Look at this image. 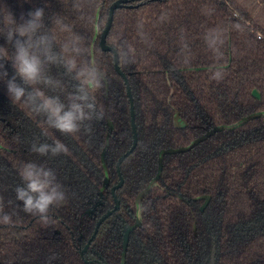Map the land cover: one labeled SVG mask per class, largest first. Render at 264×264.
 Here are the masks:
<instances>
[{"label": "trees", "instance_id": "1", "mask_svg": "<svg viewBox=\"0 0 264 264\" xmlns=\"http://www.w3.org/2000/svg\"><path fill=\"white\" fill-rule=\"evenodd\" d=\"M115 1L49 0L46 10V23L52 13L63 16L85 41L83 59L105 72L96 93L104 115L86 122L91 132L47 128L0 82L4 211H13L8 202L24 161L51 168L66 192L47 222L17 207L13 223H0V264H47L53 254L52 264H264V0H141L115 11L107 44L115 48L119 40L136 50L135 63L119 64L138 143L121 165L120 209L82 256L98 220L114 207L116 163L133 143L125 82L113 54L99 47ZM6 3L17 16L43 6ZM4 63L10 79L14 70ZM51 74L75 85L63 69ZM36 139H59L67 152L34 154Z\"/></svg>", "mask_w": 264, "mask_h": 264}, {"label": "clouds", "instance_id": "2", "mask_svg": "<svg viewBox=\"0 0 264 264\" xmlns=\"http://www.w3.org/2000/svg\"><path fill=\"white\" fill-rule=\"evenodd\" d=\"M24 2L30 4L31 0ZM49 7V0H43L42 7H30L17 16L6 0H0V40L4 41L0 44V82L5 83L7 95L14 104L27 108L37 117L43 116L44 126L73 135L86 122L103 118L104 110L97 102L96 93L102 87L105 72L97 61L83 59L89 53L85 41L63 16L52 13L46 23ZM140 35L143 39L144 34ZM205 39L209 40L207 36ZM215 43L211 40L210 46ZM187 47L185 43L182 51ZM114 55L121 63L136 62L135 48L119 40ZM5 61L14 70L10 79ZM53 67L63 69L62 75L70 76L75 85L70 87L62 78L54 77ZM45 89L55 90L56 94L49 95ZM84 130L91 132L86 126ZM30 151L42 157H56L66 153L67 147L59 139L51 143L36 139ZM17 172L21 183L14 189L15 201L8 202L14 208L6 212L0 202V223H13L17 207L47 222L50 211L66 202V192L56 173L33 161L22 162ZM55 259L53 254L47 264Z\"/></svg>", "mask_w": 264, "mask_h": 264}, {"label": "water", "instance_id": "3", "mask_svg": "<svg viewBox=\"0 0 264 264\" xmlns=\"http://www.w3.org/2000/svg\"><path fill=\"white\" fill-rule=\"evenodd\" d=\"M134 1H141V0H117L114 3L111 4V6L109 8V12H108L107 22H106V25L104 27V30L101 33L100 41H99V47H100V49L103 52H110L111 54H113L115 70L123 78V80L125 82V85H126V88H127V94H128L129 100H130L131 126H132V131H133V143H132V146L130 147V149L128 151H126L119 158V160L116 163V169H117V172H118V175H119V182L116 185H114L112 187V189H111V193H112V196H113V199H114V208L111 209V210H108L98 220L92 236L89 238L87 244L85 245V247H84V249L82 251V256H84V254L87 252V250L90 247V245L92 244V242L96 239L97 234H98L99 229L102 226V224L120 209V201H119V199L117 197L116 192L124 184V177H123L122 172H121V165L125 161V159L128 158L133 153V151L135 150V148L137 146V143H138V133H137V125H136V119H135V107H134V101H133V96H132L130 84H129V81H128L126 75L122 72V70L120 68L119 61L116 59V57L114 55V49L115 48L107 44V36H108V34H109L110 30H111L112 24H113L115 11L118 10V9H122V8L132 7V5L130 3L134 2Z\"/></svg>", "mask_w": 264, "mask_h": 264}, {"label": "flooded vegetation", "instance_id": "4", "mask_svg": "<svg viewBox=\"0 0 264 264\" xmlns=\"http://www.w3.org/2000/svg\"><path fill=\"white\" fill-rule=\"evenodd\" d=\"M118 182H119V181H118ZM115 185H116V184H115ZM112 187H113V186H112ZM111 189H112V188H111ZM113 208H114V207H113ZM113 208H112V209H113Z\"/></svg>", "mask_w": 264, "mask_h": 264}]
</instances>
